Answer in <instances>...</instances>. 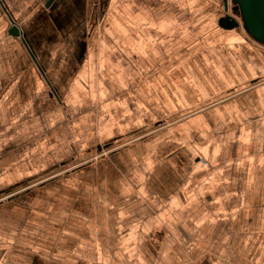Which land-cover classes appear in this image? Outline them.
<instances>
[{"label":"crops","instance_id":"1","mask_svg":"<svg viewBox=\"0 0 264 264\" xmlns=\"http://www.w3.org/2000/svg\"><path fill=\"white\" fill-rule=\"evenodd\" d=\"M48 2L0 0V264H264V48L224 0Z\"/></svg>","mask_w":264,"mask_h":264},{"label":"water","instance_id":"2","mask_svg":"<svg viewBox=\"0 0 264 264\" xmlns=\"http://www.w3.org/2000/svg\"><path fill=\"white\" fill-rule=\"evenodd\" d=\"M55 0H49L47 6ZM225 15L220 19L219 26L224 30H236L243 33L254 43L264 48V0H224ZM13 25L12 36L24 34L18 25Z\"/></svg>","mask_w":264,"mask_h":264},{"label":"built area","instance_id":"3","mask_svg":"<svg viewBox=\"0 0 264 264\" xmlns=\"http://www.w3.org/2000/svg\"><path fill=\"white\" fill-rule=\"evenodd\" d=\"M0 250H1V246H0Z\"/></svg>","mask_w":264,"mask_h":264}]
</instances>
